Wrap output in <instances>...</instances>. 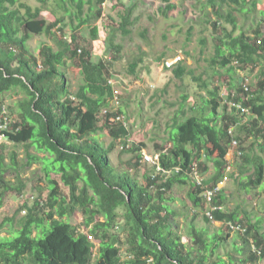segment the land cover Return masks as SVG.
Here are the masks:
<instances>
[{
  "label": "trees",
  "instance_id": "obj_1",
  "mask_svg": "<svg viewBox=\"0 0 264 264\" xmlns=\"http://www.w3.org/2000/svg\"><path fill=\"white\" fill-rule=\"evenodd\" d=\"M39 1L42 4L51 1L58 9L68 1L74 7L77 26L89 21V16L82 17V0ZM162 1L166 2L163 13L174 7L169 0ZM103 2L97 0L94 20L101 17ZM247 3L255 6L256 0L204 2L214 16L205 19L215 40L210 62L212 67L228 66L225 74L230 80L226 84L228 89H236L226 98L233 103L230 106L228 101L221 103L219 84L212 83L208 88L207 82L194 76L185 61L172 67L175 78L189 77L198 88L205 90L206 95L197 93L202 105L196 104L191 109H196L197 114L181 112L180 117H174L169 146H157L161 168L172 169V172L167 176L161 171L146 173L143 184H139L134 174L116 172L108 160V153L117 141L127 147L124 150L135 152V158L142 156L139 146L128 144L130 126L111 121L117 112L123 114L120 108L116 112L109 110L114 96L113 86L109 83L111 61H93L88 49L76 45L74 34L67 40L58 39L57 49L44 44L38 60L29 52L28 39L41 33L54 36L55 25L60 19L54 16L55 19L49 22L42 17L41 6L32 7L25 0H0V94L12 88L23 94L15 104L13 119L7 120L6 128L1 127L5 120L0 113L1 142L24 144L27 150L34 148L45 154L42 160L48 183L45 202L36 198L31 205L23 202L17 209L16 214L21 210L25 213L19 218L14 234L0 238V264H225L223 258L211 262L210 246L212 244L216 249L219 244L208 241L210 238L205 229L199 231L191 224L190 244L183 243L172 231L170 219L174 212L167 203L171 197L167 198L165 194L174 183L188 180V197L192 205L202 211L204 221L210 223L204 214L210 204L203 191L212 189L225 177L226 153L233 139L237 142L236 153L239 152L241 160L239 173L247 170V166L253 171L246 183L240 184L256 187L264 181V34L260 25L252 29V36L243 31L234 34L236 19L233 11H241ZM223 7L229 10L222 12ZM122 8L119 29L127 35L135 5ZM224 22L231 28L226 29ZM92 29L96 35L97 27L92 26ZM108 41L112 49L120 51L121 46L113 43L112 36ZM201 43L204 44V39ZM74 59L82 82L71 92L63 67L68 61L75 62ZM140 62L141 58L131 61L128 72L134 75ZM234 62L250 72L257 70V81L237 87L232 77ZM183 101H187V95H183ZM104 109L108 110L102 114ZM219 109H222L221 113ZM245 116L247 120L242 122ZM100 131H106L111 139L106 147L96 137ZM257 147L260 153L255 151ZM27 158L28 164L41 159L30 153ZM194 165L201 175L209 167L213 168V172L203 179V189L190 175ZM175 167L179 170L174 171ZM9 168L4 162L0 143V207L5 193L21 195L25 187L20 178L16 182L6 180L5 173ZM51 170L60 175L66 193L50 177ZM223 192L222 188L213 198V206H216L213 217L222 222V229H231V224L242 225L241 252L244 251V257L239 262L257 264L264 257V235L259 232L263 220L253 221L246 216L242 223L236 209L223 210ZM76 211L82 214V226L87 232L70 222V216ZM120 216L124 218L122 230L127 232L124 241L114 231L115 227L119 228L117 219ZM196 216L194 212L192 220ZM12 220L13 217L5 216L0 229ZM216 236L223 241L227 235ZM96 241L98 248L94 256ZM123 246H126L124 256L121 253Z\"/></svg>",
  "mask_w": 264,
  "mask_h": 264
},
{
  "label": "rangeland",
  "instance_id": "obj_2",
  "mask_svg": "<svg viewBox=\"0 0 264 264\" xmlns=\"http://www.w3.org/2000/svg\"><path fill=\"white\" fill-rule=\"evenodd\" d=\"M82 1V17L89 16V21L77 26L78 20L73 15L74 7L68 1L64 3L63 8L58 9L51 1L42 4L39 0H25V3L32 7L41 6L42 17H46L49 22L53 21L55 17L60 19V22L55 25L54 36L44 33L33 34L27 41L28 49L39 60L41 47L44 44L57 49L58 39L67 40L71 34H74L76 45L80 49H88L93 61L99 59L111 61V85L114 94L118 95L120 101L119 105L113 104L112 106L122 110L130 126L128 144L139 146L142 156L140 159L135 158V152L124 150L126 146L117 141L114 148L108 153V160L116 172L132 173L136 181L143 184L144 174L155 173L153 165L143 160V154L155 156L159 153L158 145L168 147L174 117H180L181 112H185V115L197 114L196 109L191 110L192 106L202 105L199 94L206 95L205 90L198 88L197 83L190 80L189 77H185L183 80L175 78L171 71L172 67L181 60L185 61L187 68L194 73V76L201 77L207 82L208 88L212 87V83L219 84V95L223 97L221 103L228 101L229 106L233 103L232 100L226 98L229 92L234 94L236 89H228L226 84L230 80L229 76L225 74L228 66L225 68H220L218 65L212 67L210 62L214 54L215 40L214 33L205 19L208 17L213 19L214 16L211 8L204 4L205 0H169L174 4V7L167 13H163L166 2L162 0H104L101 4V17L94 20L93 15L98 7L97 0ZM133 3L135 8L131 15L132 23L128 27L130 33L124 35L119 29L120 15L123 13L122 6H129ZM227 10H229L228 7H223L222 12ZM233 15L236 19L234 34L243 31L252 36V29L256 25H260V30L264 34V0H256L255 6L247 3L241 11H233ZM92 26L97 27L96 35L93 33ZM224 26L226 29L231 28V25L225 22ZM59 29L61 30L59 31ZM110 36H112L114 44L121 46L119 52L111 48L108 41ZM201 39H204V44L201 43ZM137 58H141V62L136 73L132 75L127 69L129 63ZM74 61H68L67 65L63 67L71 92L76 91L82 82L80 71L75 68L77 60L74 59ZM234 67L232 77L236 80L237 87L252 85L257 81V70L250 72L235 62ZM221 76L224 77L218 81ZM22 95L17 88L0 94V107H4H1L2 117H7V120L13 119L12 112ZM183 95H187L185 102ZM113 102L114 100L111 104ZM181 107H183V111H180ZM2 111L5 113L2 114ZM219 111L221 113L222 109ZM245 120H247V116L242 118V122ZM96 137L105 147L111 142L106 131L98 132ZM0 143L4 162L10 167L5 173L6 180L16 182L17 178H20L25 184L21 195L5 193L2 197L0 223L5 216L13 217V220L12 223L6 222L2 226L0 229L1 238L14 234L19 218L25 213L21 210L16 214L23 202L31 205L36 198H41L45 202L48 183L44 173L45 163L42 160L45 154L36 152L34 148L27 150L24 144L1 142V140ZM255 151L260 153L259 147L255 148ZM28 153L41 159L28 164ZM238 155L239 153L238 151L236 153V147L232 143L226 154L230 167L227 165L225 178L221 185L224 189L222 209L225 211L236 209L242 223L246 216L253 221L262 219L259 232L264 235V181L256 187L247 186V184H245L247 187L242 186L240 182L246 183L253 171L252 167L247 166L245 167L247 170L239 173L241 160ZM212 171L213 168L210 167L202 175L203 179L208 177ZM49 175L66 193L67 189L61 182L60 175L53 170ZM189 186L188 180L184 183L176 182L165 194V197H171L167 203L174 212V216L170 219L172 231L181 237L183 243L190 244L191 224L199 231L205 229L206 236L210 238L208 241L211 243L215 241L219 244L216 249H214V245L210 246L211 262L223 258L225 264H249L239 262L244 257V251L241 252V246H243L241 231L238 228L222 229L223 224L220 221L205 222L202 211L193 206L188 197ZM119 211L123 212L122 209ZM191 211L192 213L196 211L197 214L193 220ZM55 217L58 218L56 215ZM100 219L104 220L103 217ZM69 220L73 225L80 226L83 232H87V229L82 226L83 216L79 211L74 212ZM123 223L124 218L118 217L119 228L115 227L114 229L122 241L127 235V232L122 230ZM215 235L227 236L223 241H220ZM125 247L121 248L122 256L125 255ZM97 248L98 242L96 241L94 256L97 253ZM246 252L248 251L246 250ZM257 264H264V257L259 259Z\"/></svg>",
  "mask_w": 264,
  "mask_h": 264
},
{
  "label": "built area",
  "instance_id": "obj_3",
  "mask_svg": "<svg viewBox=\"0 0 264 264\" xmlns=\"http://www.w3.org/2000/svg\"><path fill=\"white\" fill-rule=\"evenodd\" d=\"M259 42V40H258ZM109 82L111 83V80L109 79ZM113 94H114V91H113ZM114 100V102L110 105H111V108H109V110L111 111H117L118 109H116V107H113L112 105H119L120 101H119V97L117 94H114L111 102ZM239 107V105H237ZM119 107V106H118ZM4 108V107H2ZM108 109H104L102 111V114L105 113ZM5 112L2 111V114H4ZM3 119L5 120V123L1 126L2 128H6L7 126V117H3ZM111 121L114 122V123H117V124H121L122 126L124 127H128L129 124H128V121L125 117L124 114H121V113H116L115 116L111 117ZM231 132V130H229ZM2 135H0V140L2 139ZM232 143L234 144V146L237 144L236 140H232ZM239 153V152H238ZM143 160L145 162H150L155 168V172L156 171H161L162 173L169 175L171 172H172V169L171 170H164L161 168L160 164H159V153L156 154L155 156H148V155H144L143 154ZM229 165V164H227ZM230 167V165H229ZM179 168L178 167H175L174 171H178ZM190 175L192 176V179L195 181V183L197 185H199L202 189L204 188L203 186V177L202 175L199 173V170H198V167L196 165H194V167L192 168V171L190 172ZM225 178V177H224ZM223 184V181H220L219 183H217L212 189H204L203 191V196L204 198L206 199L207 203L210 204V207L207 211L204 212V214L209 218V220L211 221H215L214 217H213V213L212 211L216 208V206L214 205L213 206V198L215 196V194H217L218 191H220V189L222 188L221 185ZM24 212V210H23ZM232 228H238L240 231L242 230L240 226H235V225H230Z\"/></svg>",
  "mask_w": 264,
  "mask_h": 264
},
{
  "label": "crops",
  "instance_id": "obj_4",
  "mask_svg": "<svg viewBox=\"0 0 264 264\" xmlns=\"http://www.w3.org/2000/svg\"><path fill=\"white\" fill-rule=\"evenodd\" d=\"M227 154V153H226ZM227 160V159H226ZM227 162H229V161H227ZM210 168V167H209ZM209 170V169H208ZM207 172V171H206ZM213 172V171H212ZM206 178V177H205ZM188 194V193H187ZM172 209V208H171ZM173 210V209H172ZM196 212V211H195ZM193 213H194V211H193ZM193 213H192V211H191V217L193 216ZM203 213V212H202Z\"/></svg>",
  "mask_w": 264,
  "mask_h": 264
}]
</instances>
